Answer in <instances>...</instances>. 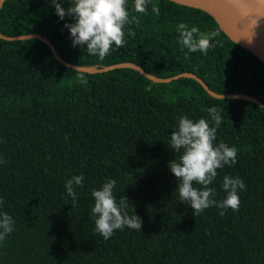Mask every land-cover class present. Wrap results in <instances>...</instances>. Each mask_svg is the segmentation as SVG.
<instances>
[{"label":"trees","instance_id":"obj_1","mask_svg":"<svg viewBox=\"0 0 264 264\" xmlns=\"http://www.w3.org/2000/svg\"><path fill=\"white\" fill-rule=\"evenodd\" d=\"M126 8L139 21L126 26L135 35L103 60L72 46L63 25L73 21L59 20L51 0L5 1L0 36L41 37L69 65L131 63L159 79L191 74L217 95L242 94L264 104V65L207 13L167 0H148L145 13L135 12L134 0ZM180 23L210 39L206 54L183 47ZM1 37L0 212L15 224L0 242V264H264L262 108L214 98L193 78L158 83L131 68L78 72L43 40ZM212 107L222 117L214 144L235 146L237 162L218 169L209 187L224 199L227 175L240 177L246 190L239 192L238 210L220 215L212 206L193 216L169 170L168 162L181 155L170 148V134L184 115L211 122ZM130 171L133 181L123 175ZM81 174L73 206L65 182ZM109 179L116 180L117 202L126 196L128 213L134 206L143 227L115 230L105 240L95 231L92 191Z\"/></svg>","mask_w":264,"mask_h":264},{"label":"clouds","instance_id":"obj_2","mask_svg":"<svg viewBox=\"0 0 264 264\" xmlns=\"http://www.w3.org/2000/svg\"><path fill=\"white\" fill-rule=\"evenodd\" d=\"M148 0H134V10L137 13L147 11ZM127 0H70V6L64 7V0H51L55 8V15L64 21L66 17L73 22L64 23L63 27L70 33L72 46L86 48L89 55L98 56L103 60L110 54V50L123 47L127 43V36H134L131 29L126 26L136 22V17H131L126 8ZM159 13L155 5L151 9ZM179 42L189 53L197 51L207 53L210 47V39L200 34L196 26L189 28L180 23L177 27ZM199 36V38H197ZM187 57V53L185 54ZM82 83L87 81L82 80ZM211 122L201 118L190 119L187 115L179 118L178 128L170 134V148L174 152L181 153L179 160L175 158L168 162L169 170L177 179V189L181 203H187L192 209L193 216L199 215L205 209L215 206L224 215L229 208L238 210L240 206L239 192L246 190V185L240 177L224 176L222 188L226 196L222 200L215 199L216 189L209 187L218 175V169L225 165H235L237 149L224 143L214 144L217 129L222 117L216 107L209 109ZM0 160V163H3ZM124 177L132 180L131 171ZM83 174L73 175L65 182L67 195L72 198L75 206L77 200V187H83ZM194 183L201 187H194ZM116 180L109 179L100 189H93L94 206L92 215L95 218V231L105 240L111 238L115 230H123L124 227L141 231L143 220L135 214L133 206L132 214L127 211L129 201L126 196L118 203L114 195ZM5 201L0 198V207ZM15 221L12 216L0 212V242L14 231Z\"/></svg>","mask_w":264,"mask_h":264},{"label":"water","instance_id":"obj_3","mask_svg":"<svg viewBox=\"0 0 264 264\" xmlns=\"http://www.w3.org/2000/svg\"><path fill=\"white\" fill-rule=\"evenodd\" d=\"M5 1L7 0H0V8L2 7ZM167 1L207 13L209 16H211L214 19L219 29L232 42L247 50L253 56L258 58V60L264 65V55L259 50H257V48L253 46L254 42L252 40V37L255 35H264V2H261L259 0H167ZM29 38H38L46 42V44L54 52L55 57L58 61H60L65 66L70 67L78 72L103 73L115 69L131 68L138 71L146 78L150 79L151 81L158 83H170L173 80H178L180 78H186V77L193 78L196 79L202 85L204 90L214 98L238 99V100L248 101L258 105L260 108L264 110V104H262L260 101L256 100L255 98L249 97L247 95H242V94L217 95L211 92L202 80L197 79L195 76L191 74H182L170 79H159L144 72L140 67L131 63L118 64L101 69H96L94 67H90V68L79 67L64 63L56 55V52L54 51L53 47L49 44V42L41 37L35 35H28V36H18V37L3 38V39H7L10 41H18Z\"/></svg>","mask_w":264,"mask_h":264},{"label":"bare ground","instance_id":"obj_4","mask_svg":"<svg viewBox=\"0 0 264 264\" xmlns=\"http://www.w3.org/2000/svg\"><path fill=\"white\" fill-rule=\"evenodd\" d=\"M259 1L264 2V0ZM252 40L254 42L253 46L264 55V35H255Z\"/></svg>","mask_w":264,"mask_h":264}]
</instances>
